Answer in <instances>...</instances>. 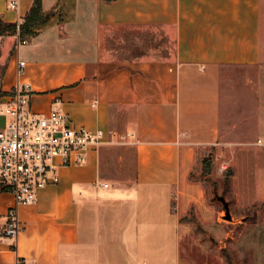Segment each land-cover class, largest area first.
<instances>
[{
  "label": "crops",
  "instance_id": "crops-1",
  "mask_svg": "<svg viewBox=\"0 0 264 264\" xmlns=\"http://www.w3.org/2000/svg\"><path fill=\"white\" fill-rule=\"evenodd\" d=\"M32 2L11 9L0 0V20L16 22ZM57 2L41 0L42 10ZM261 12L262 0H59L26 43L2 34V89L28 82L33 110L57 99L75 125L104 138L83 163L57 160L58 182L17 204L13 238L1 227L15 198L0 185V264H198L183 219L194 210L206 222L213 212L189 175L197 150L221 142V66L263 60ZM133 26L157 30L171 51L115 57L108 42ZM115 149L133 176L112 173Z\"/></svg>",
  "mask_w": 264,
  "mask_h": 264
},
{
  "label": "rangeland",
  "instance_id": "rangeland-1",
  "mask_svg": "<svg viewBox=\"0 0 264 264\" xmlns=\"http://www.w3.org/2000/svg\"><path fill=\"white\" fill-rule=\"evenodd\" d=\"M261 29L264 50V0ZM146 30L118 28L115 41L108 42L114 56L153 58L171 51L172 44L157 30ZM4 65L0 54V74ZM219 92L221 142L197 150L189 177L201 183L213 213L204 222L193 210L183 220L193 224L197 249L192 254L198 264H264V57L257 65L221 66ZM117 150L110 157L112 173L133 176V164L123 163L125 156Z\"/></svg>",
  "mask_w": 264,
  "mask_h": 264
},
{
  "label": "built area",
  "instance_id": "built-area-1",
  "mask_svg": "<svg viewBox=\"0 0 264 264\" xmlns=\"http://www.w3.org/2000/svg\"><path fill=\"white\" fill-rule=\"evenodd\" d=\"M19 2L9 0V8L17 9ZM23 20L20 16L16 21L17 45L27 42L19 35ZM2 37L1 34L0 41ZM18 65L21 70L25 61L19 60ZM30 92L28 82H17L0 98V115L6 118L5 125L0 127V185L15 198L7 210L1 234L11 238L21 228L17 204L34 203L40 188L58 182L57 160L62 164L83 163L90 146L101 144L104 138L102 130L92 132L75 125L57 105V99L47 112L33 110Z\"/></svg>",
  "mask_w": 264,
  "mask_h": 264
},
{
  "label": "trees",
  "instance_id": "trees-1",
  "mask_svg": "<svg viewBox=\"0 0 264 264\" xmlns=\"http://www.w3.org/2000/svg\"><path fill=\"white\" fill-rule=\"evenodd\" d=\"M58 6H59V0L53 9L44 12L42 10L41 0H33L29 11L24 16L23 22L20 24V30H19L20 37L22 39H27L29 35L34 34L42 24H45L50 20V18L55 14ZM16 31H17L16 22H5L3 20H0V35L12 34L15 33ZM3 71H4V67L0 74V98L2 97V95L5 94V91L2 89V80H1Z\"/></svg>",
  "mask_w": 264,
  "mask_h": 264
},
{
  "label": "water",
  "instance_id": "water-1",
  "mask_svg": "<svg viewBox=\"0 0 264 264\" xmlns=\"http://www.w3.org/2000/svg\"><path fill=\"white\" fill-rule=\"evenodd\" d=\"M225 209H226V215H227V218H230V212H229V209H228V204L225 202Z\"/></svg>",
  "mask_w": 264,
  "mask_h": 264
}]
</instances>
